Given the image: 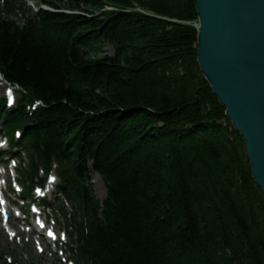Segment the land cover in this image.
<instances>
[{"label": "trees", "instance_id": "1", "mask_svg": "<svg viewBox=\"0 0 264 264\" xmlns=\"http://www.w3.org/2000/svg\"><path fill=\"white\" fill-rule=\"evenodd\" d=\"M39 1L57 11L0 10V67L23 89L0 122L24 131L33 173L63 167L87 264H264V192L198 63L194 0Z\"/></svg>", "mask_w": 264, "mask_h": 264}, {"label": "water", "instance_id": "2", "mask_svg": "<svg viewBox=\"0 0 264 264\" xmlns=\"http://www.w3.org/2000/svg\"><path fill=\"white\" fill-rule=\"evenodd\" d=\"M198 63L264 192V0H194Z\"/></svg>", "mask_w": 264, "mask_h": 264}, {"label": "rangeland", "instance_id": "3", "mask_svg": "<svg viewBox=\"0 0 264 264\" xmlns=\"http://www.w3.org/2000/svg\"><path fill=\"white\" fill-rule=\"evenodd\" d=\"M26 7L30 8L32 11H38V1L37 0H25ZM21 16L18 17L17 22L20 21ZM22 23V22H21ZM105 54H102L101 57L105 55H113L114 51L110 45L105 46ZM3 96V92H0V97ZM96 175L93 176L92 184L94 186V191L97 198L102 201L105 197V187L101 181H99ZM0 245L2 248H9L12 252V255L17 261H20L23 264H60L57 260L49 259L48 255L38 254L33 246H18L10 244L4 236L3 230L0 228Z\"/></svg>", "mask_w": 264, "mask_h": 264}, {"label": "bare ground", "instance_id": "4", "mask_svg": "<svg viewBox=\"0 0 264 264\" xmlns=\"http://www.w3.org/2000/svg\"><path fill=\"white\" fill-rule=\"evenodd\" d=\"M100 181V180H99Z\"/></svg>", "mask_w": 264, "mask_h": 264}, {"label": "snow or ice", "instance_id": "5", "mask_svg": "<svg viewBox=\"0 0 264 264\" xmlns=\"http://www.w3.org/2000/svg\"><path fill=\"white\" fill-rule=\"evenodd\" d=\"M54 179V178H53Z\"/></svg>", "mask_w": 264, "mask_h": 264}]
</instances>
